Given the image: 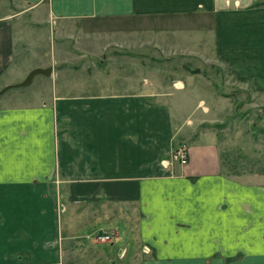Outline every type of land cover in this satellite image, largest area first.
Wrapping results in <instances>:
<instances>
[{"label": "crops", "instance_id": "crops-1", "mask_svg": "<svg viewBox=\"0 0 264 264\" xmlns=\"http://www.w3.org/2000/svg\"><path fill=\"white\" fill-rule=\"evenodd\" d=\"M95 33L147 54L50 67ZM214 67L264 96V0H0V264H264V175L224 169Z\"/></svg>", "mask_w": 264, "mask_h": 264}, {"label": "rangeland", "instance_id": "rangeland-1", "mask_svg": "<svg viewBox=\"0 0 264 264\" xmlns=\"http://www.w3.org/2000/svg\"><path fill=\"white\" fill-rule=\"evenodd\" d=\"M109 35L113 37L110 40L101 33L90 34L89 39L82 35L78 37L77 34L72 39H61L63 41L60 43V51L63 54L60 55V60L72 57L74 63H58L50 67L58 73L74 70L76 77L72 79L81 82L82 75L91 76L104 72L110 74L120 70L116 62H122L123 58L138 56L140 53L147 54V50H141L142 48L135 49L134 52L137 53L126 54L127 49L118 46L120 42L115 39L116 34ZM144 39L143 43L146 41ZM126 62V65L122 66L130 67L128 58ZM204 71L207 73L208 91L216 94V97L208 99L215 110L211 114L214 122L212 127L220 133L224 169L234 174L264 175V96H254L247 87L238 84L221 68L214 67ZM39 80L43 79L36 77L29 88L12 89L6 94L14 95L22 90H35ZM59 196L61 204L62 194Z\"/></svg>", "mask_w": 264, "mask_h": 264}, {"label": "water", "instance_id": "water-1", "mask_svg": "<svg viewBox=\"0 0 264 264\" xmlns=\"http://www.w3.org/2000/svg\"><path fill=\"white\" fill-rule=\"evenodd\" d=\"M51 72H52L51 68L34 69L27 75V77L25 78V80L22 83L17 84L15 86H12L11 88H26V87L30 86L34 77H36V76L49 77L51 75Z\"/></svg>", "mask_w": 264, "mask_h": 264}, {"label": "built area", "instance_id": "built-area-1", "mask_svg": "<svg viewBox=\"0 0 264 264\" xmlns=\"http://www.w3.org/2000/svg\"><path fill=\"white\" fill-rule=\"evenodd\" d=\"M175 157L178 158L180 164H182V165L186 164V157H185V154H184L183 151H182V152H181V151L177 152V153L175 154ZM100 239H101V240H105V239H107V238H100Z\"/></svg>", "mask_w": 264, "mask_h": 264}]
</instances>
